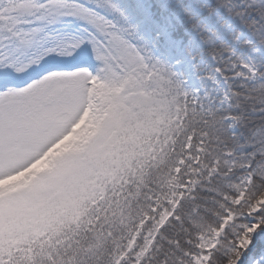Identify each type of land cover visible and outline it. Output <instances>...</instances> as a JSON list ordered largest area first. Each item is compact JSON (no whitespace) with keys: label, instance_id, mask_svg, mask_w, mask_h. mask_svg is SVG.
<instances>
[{"label":"snow or ice","instance_id":"1","mask_svg":"<svg viewBox=\"0 0 264 264\" xmlns=\"http://www.w3.org/2000/svg\"><path fill=\"white\" fill-rule=\"evenodd\" d=\"M0 264H264V0H0Z\"/></svg>","mask_w":264,"mask_h":264}]
</instances>
